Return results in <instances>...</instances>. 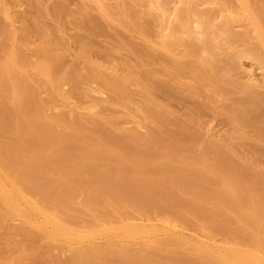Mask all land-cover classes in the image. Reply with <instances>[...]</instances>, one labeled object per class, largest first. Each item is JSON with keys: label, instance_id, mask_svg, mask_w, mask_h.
Instances as JSON below:
<instances>
[{"label": "rangeland", "instance_id": "374dc122", "mask_svg": "<svg viewBox=\"0 0 264 264\" xmlns=\"http://www.w3.org/2000/svg\"><path fill=\"white\" fill-rule=\"evenodd\" d=\"M183 1L185 2V0H167L168 11L175 12V7L182 10L189 0H186V3ZM192 1H196L200 12L211 14L209 27H213L211 29L214 30L218 29L217 24H220L225 16L231 15L237 18L243 10L238 0H190V2ZM247 1L254 8V10L251 9L252 16L255 18L258 16L260 20L264 21V0ZM102 2L111 6L112 15L108 16L100 10ZM6 3L9 7L7 12H10L9 15H6L7 19L1 18L11 31L14 29L16 32L13 34V37L16 36L15 40L12 38L6 39V41L7 44L9 41L11 43L18 41L17 44L15 43L17 47H15V51L19 49L18 51H21L23 57L26 58L23 65L25 69L23 68L22 71L31 73V66L34 62L41 61V57L35 53L38 46L48 41L51 43L60 42L61 44L56 47L54 53L61 55V64L54 74L58 76L57 78L65 76L67 81L61 83L60 91L51 93L44 89L41 76L37 75L36 78H31V87H35L37 100L27 103V106L31 107L26 106L25 116L20 113L19 120L15 116L16 118L13 117L15 121L12 119V122H8L9 125L0 123V149L4 150L5 147L4 151H7L5 153L3 151L4 154H2L9 155L7 157L15 161L17 182L10 172L11 168L2 166V169H4L3 167L5 169L1 170L0 174L2 177L4 176V180L10 181H5L9 187L13 180V183L16 184L19 182L27 184L28 180L23 172H25L24 169L28 163L31 162L38 168H43L39 170L40 172H36L38 177H42V179L40 177L39 186H36L37 192L35 189L33 192L28 190L26 192L24 189V196L35 205L37 210H45L44 212L48 214H54L62 222H65L68 229L75 231L80 236L77 240L74 238L76 242L73 241L76 244L75 248L78 247L77 249L74 248V245L66 244L70 248L65 245L62 250L58 247L57 241L46 239L47 242L45 238L42 241L39 240V243L36 242L37 244L33 243L32 245H37L35 250H39L37 247L40 248V256L33 258L36 255H26L19 258L15 264H49V261H52L50 257L52 259L56 257L65 262L70 259L69 254L73 252V248L74 250H84L93 244L106 248L107 240L98 236V230L118 227V225L136 220V222L144 221L152 224L159 222L162 224L163 222L162 225L171 226L173 229L183 231L182 233L186 232L187 237L211 240L209 242L216 246L243 247L240 238L252 232L250 226H247L248 223L245 224V217L249 218L253 214L252 205L244 206L245 208L243 207L244 209L242 208L243 210L241 209L239 212L238 207L235 208L236 210H232L222 203L223 199H231L228 191H224L226 184L230 183V179L229 173H222V167L216 163L218 154L213 146L219 145L230 151L236 161L241 163L243 173L256 172L264 176V136L259 139L255 136L262 131L264 134V100L259 99L258 96L259 91L264 90V65L254 57L236 56L239 51L240 53L241 51L245 52L248 48L259 44L256 34L250 31L249 35L246 34L247 38L242 36L246 28L237 24L233 30L236 34H241L242 37L235 39V42H227L229 44L224 40L218 42L220 44L215 43L216 47L221 45L218 47L220 50H216L215 47L212 50L205 49L203 44L200 46V43H197V40V46L201 47L203 51H197L195 55L184 54V48L179 47L174 49L173 53L165 51L160 45L161 25H164L162 24V11L157 8L158 6H152L150 0H0V8L3 4L6 6ZM171 15L168 16L166 23L168 32L171 30L169 29L171 23L174 24L173 22L176 20L173 17L177 16L176 13L174 16ZM11 16L14 17L13 20ZM92 20L96 25L92 23ZM78 21L81 22V26L77 25L80 23ZM193 25L195 28L198 26L197 22H194ZM37 28L44 31V36L41 37L36 33ZM201 28L199 27L197 30L200 32L204 29L202 26ZM159 33L160 35H158ZM218 33L222 32L217 31L216 34ZM222 34H218V36L224 37ZM186 37L187 35L184 34L185 39H189L190 36ZM222 37L220 39H224ZM3 38L1 37V39ZM192 47L189 46V49ZM84 50L87 51L84 52ZM211 51H214V54ZM236 51L238 52L236 53ZM204 52H206L205 55H203ZM234 52L236 55L233 58L234 54L232 55V53ZM209 53L214 58L217 56L215 53L218 54L217 59L215 60ZM206 54L210 56H206ZM202 56L211 57L210 60H215L214 62L217 61V63L212 62L215 64H213L214 67L212 63H209L212 66H209L208 63L202 65V59H204V63L208 61V59L206 61L205 58H201ZM28 60L31 61L30 64ZM201 65L208 69L206 74L213 75L209 77L207 74L204 77V74H201L199 70ZM91 68L97 69L100 73L93 72ZM248 75L255 76L263 87L255 88L253 85L251 89L246 90L244 83L249 78ZM103 76L122 80L126 93L106 90L103 87ZM0 90L3 92L2 87ZM61 91L64 95L59 94ZM25 96L27 95L25 94ZM25 96L24 98L28 100V96ZM22 98L21 100L24 99ZM98 99L100 100L98 101ZM16 102H19L17 98ZM236 102L240 103L237 115L233 113L237 106ZM94 103H97L96 106ZM14 104L11 101L6 102V105H10L12 108L17 106ZM2 105L1 107L6 110V105ZM149 109L154 112V115L158 111L165 114V120H159L157 116L154 117ZM76 111H78V117ZM245 111H252L251 116L263 128L247 124L245 120L249 119H246ZM23 120L30 123L27 125ZM33 123H36L35 126ZM30 124L32 125L30 126ZM61 124L63 125L61 126ZM181 132L193 134L196 144L185 140L187 134ZM69 139L71 140L67 142L71 144L66 146L67 142L64 141ZM198 145L199 147H197ZM67 149L76 150L75 154L78 152V156H75V160L78 158L77 161H73V158L66 152ZM201 149L203 153L200 152ZM232 174L230 173V176ZM220 177H224V180L222 178L221 181ZM261 181L263 183L255 184L254 188L264 185V177ZM140 183L143 191L149 190L151 187L150 199L141 200L143 198L138 197L137 193L143 192L137 188V186H141ZM134 184L137 186L135 187ZM18 185L21 186V184ZM114 191H117L118 194ZM175 192L176 194H174ZM173 196L176 199H172ZM219 196L222 197L221 202ZM62 199L65 200V206L57 205L55 208L58 200ZM21 205L26 208L24 202ZM214 213L215 215L219 213L218 217ZM38 215L39 217H37ZM40 216L38 212L32 215L35 225L42 222L43 219L41 220L42 216ZM63 217L64 219H62ZM18 219L15 217L7 220L5 228L0 229L1 263L10 256H12L11 259L16 258L17 255L14 254L17 251V243L16 245L13 243H19L25 237L24 231H22L23 220L21 222V217L20 220ZM86 222L89 226L86 225ZM166 223H171V225ZM68 225L70 226L68 227ZM88 228L89 230H86ZM89 232H93L92 237L96 238L95 241L91 242L85 239L87 238L85 235ZM10 234L14 236L10 237ZM81 237H85L86 241L80 240ZM8 239L9 241H7ZM48 245L52 247V249L50 247L49 253L47 252ZM164 248L154 254L156 249L151 247V250H155L146 256L140 255L142 248L134 249L132 253L142 256L145 261H154L159 264H166L170 256L176 262L177 255L174 254V258L171 252V249H175V247ZM71 249L72 251L69 252ZM5 250L6 257L2 255H5ZM179 250L187 251L186 253L182 252L183 256L186 254L183 257L185 259H178L179 262L184 261L181 264H191V260L198 261V264L199 261L201 264H205V257L201 258L197 255L200 252H195L191 247L187 246L185 249L179 248ZM191 250L196 253L197 259L195 255L188 257V254L192 255ZM2 251L4 252L1 253ZM108 252L106 253L107 260L118 258V253L108 254ZM7 253L10 256H7ZM173 259L170 262H173ZM174 262L173 264H179Z\"/></svg>", "mask_w": 264, "mask_h": 264}, {"label": "bare ground", "instance_id": "6f19581e", "mask_svg": "<svg viewBox=\"0 0 264 264\" xmlns=\"http://www.w3.org/2000/svg\"><path fill=\"white\" fill-rule=\"evenodd\" d=\"M39 1V0H38ZM99 1V0H98ZM101 1V0H100ZM151 1V5L153 6H158L157 8L159 10L162 11V24L164 25H161L162 26V31H161V35L160 33L158 35H160V38H161V41H160V45L164 48L165 51H174V49H177L179 47H183L182 49L184 50V54L187 53V54H191V55H195L196 52L198 51H203V49H201V47L197 46L196 44V41L198 40V44L200 43V46L201 44H203V47L205 49H210L212 50L213 47L217 48L216 50H220V47L221 45H218V47H216L217 43L224 40V42H235V39H239L240 37L244 36L246 37V34H250L249 32L250 31H253L254 34H256L255 36H257L256 38H258V43L256 46H252V48H248L245 52H242L240 53H237L238 51H236V53H232L233 55V58L238 55L240 56H244L243 58H245V56H249V57H254L255 59L257 58V60H259V62L264 65V21L263 19L260 20L259 17L257 16V18L253 17L252 16V13L254 10V8L251 6V4L248 3L247 0H238L240 2V4L242 5L241 6V9L242 12H240L241 14H239L240 16H238L237 18L236 17H232L231 15H227L224 17L223 21H221L220 24H217L218 26V29L214 30V29H211L213 27H209V19H211L210 15L207 13V12H200L198 10V7H197V3L196 1H192L190 2V0L187 2L185 0V2L183 1V3H186V7H184L182 10H180V8H176L175 7V12H169L168 10V2L167 0H150ZM198 1V0H197ZM204 1V0H203ZM180 2V1H179ZM201 2V1H200ZM199 2V3H200ZM7 3L9 4V2L7 1ZM6 3V4H7ZM38 3V2H37ZM5 4V5H6ZM8 4L6 6L1 5V8H0V87H2L3 89V92H2V95L0 93V107L3 106L2 104H4V106L6 105V102H13V103H17L16 102V98L19 100V102L16 104L17 106L13 108L10 106V105H6L5 109L4 110L2 107V109L0 108V123L2 125H7V123L9 121H11L13 119V117H18V120H19V114L21 113L22 116H25L24 115V111H27L26 109V106H27V103L31 100L33 101H36L37 100V92H35L34 88L31 87V78L33 79L36 78V76H41L42 78V81H43V86H44V89L45 90H48L50 91L51 93H55V92H58L60 91L61 89L59 88L61 83H65L66 78L65 76L62 77V78H57L58 76H55V70H57L59 67H60V64H61V55L59 53H54V51L56 50V47L59 46L61 43L60 42H53L51 43L50 41L44 43V44H41L40 46H38V48L36 49V54L38 56L41 57V61L39 62H34L33 66L32 67V72L31 73H26V72H23L22 70L25 69V67H23V65L25 64L24 63V59H25V62H26V58L23 57V54L21 51H18L19 49H17V51H15V43L14 41H12L14 43H11V41L8 42L7 44V41L6 39H14V37H16L14 35L13 37V34H15L16 32H14V29L11 31L10 28H8V26L6 25V23H4V21L2 20V18H6V15H9L8 13L10 11L7 12V10H9L7 7ZM249 4V5H248ZM32 5V7H35V5L33 4H30ZM109 4H106L105 2L101 3L100 7L103 11V13H105L106 15H112L111 13V6H108ZM185 5V4H184ZM4 6V7H2ZM38 6H39V3H38ZM7 7V8H6ZM160 7V8H159ZM252 7V8H250ZM35 9V8H34ZM179 9V10H178ZM252 9V10H251ZM173 10V9H172ZM252 11V12H251ZM171 13H173L172 15L174 16L175 13L177 16H174V20L175 22H173L174 24H172L171 22V26L169 24V26L171 29L169 32L167 31V28H168V24L167 23V19L169 18L168 16L171 15ZM5 16H3V15ZM2 15V16H1ZM11 15V13H10ZM118 15V14H117ZM159 15V14H158ZM171 15V16H172ZM254 15V14H253ZM256 15V14H255ZM262 16V15H261ZM2 17V18H1ZM8 17V16H7ZM10 17V16H9ZM12 20H13V16H11ZM123 17V16H122ZM121 17V18H122ZM160 17H161V14H160ZM120 18V16H119ZM192 18L194 22H197L198 26L195 28L193 26V21H192ZM7 19V18H6ZM10 19V18H8ZM171 19V17H170ZM11 20V21H12ZM33 20V19H32ZM93 21V20H92ZM91 21V22H92ZM123 21H124V18H123ZM161 21V20H160ZM171 21V20H170ZM263 21V22H262ZM77 22V21H76ZM80 22V21H78ZM86 22V21H85ZM215 22V21H214ZM83 23V22H82ZM94 25H96V23L93 21L92 22ZM131 23V22H130ZM169 23V22H168ZM204 23V24H203ZM219 23V22H218ZM88 24V23H87ZM128 24V23H127ZM161 24V22H160ZM203 24V25H202ZM243 25L246 29H245V33L241 36V34H236V32L233 30V27L236 26V25ZM78 26H81V22L80 23H77ZM139 25V24H138ZM206 27H205V26ZM92 26V25H91ZM167 26V27H166ZM204 27V29L202 31H198L197 29L200 27L201 28ZM213 26V25H212ZM214 26H216V24H214ZM215 27V28H217ZM141 28V27H140ZM143 28V27H142ZM199 29V30H200ZM217 31H220L222 33H218V34H222L224 37V39H220V37L218 36ZM167 32V33H166ZM182 32L187 35L186 38H188V35L190 36L189 39H185L184 38V34L182 35ZM244 32V31H243ZM38 34L42 36H44V31L41 29V28H37V32ZM1 37L3 39H1ZM239 37V38H238ZM191 38V39H190ZM247 38V37H246ZM5 39V40H4ZM189 40V42H188ZM202 42H200V41ZM245 41V40H244ZM11 43V44H10ZM18 43V41H17ZM16 43V44H17ZM58 43V44H57ZM216 43V44H215ZM227 43V44H229ZM11 46H10V45ZM215 44V45H214ZM220 44V43H218ZM225 44V43H224ZM222 44V45H224ZM234 44V43H233ZM232 44V45H233ZM13 45V46H12ZM255 45V44H254ZM18 46V45H17ZM61 46H64V45H61ZM189 46H193L192 48L189 49ZM17 48V47H16ZM63 48V47H62ZM200 50H199V49ZM223 48V47H221ZM181 49V48H180ZM198 49V50H197ZM215 50V51H216ZM87 51V50H84V52ZM205 51V50H204ZM244 51V50H243ZM183 52V51H182ZM214 51H211V53H213ZM174 53V52H173ZM172 53V54H173ZM206 52L203 53V55H205ZM217 53V51H216ZM218 56V54H216ZM183 54V53H182ZM186 54V55H187ZM199 54V53H197ZM210 54V53H209ZM214 54V53H213ZM229 54V53H227ZM25 55V54H24ZM211 55V54H210ZM210 55H207L206 56H210ZM214 55V56H215ZM217 56L216 58H214L212 55L211 57H213L215 60L217 59ZM228 56V55H227ZM173 57V56H172ZM211 57H206L205 56H202L201 58H205L208 59V61L206 63H204V59L201 60V63L202 65H205V64H209V63H212L214 62L215 60L211 61L210 58ZM220 57V56H219ZM239 57V56H238ZM241 57V58H242ZM212 58V59H213ZM231 58V57H230ZM242 58V59H243ZM247 58V57H246ZM171 59V58H170ZM29 61V60H28ZM203 61V62H202ZM210 61V62H209ZM222 61V60H221ZM31 61H29L28 63L30 64ZM200 62V60H199ZM171 63V62H170ZM179 63V62H177ZM176 63V64H177ZM198 63V62H197ZM214 63H217L214 62ZM212 63V65L214 64ZM178 65V64H177ZM201 65V66H202ZM211 64H209V66H212ZM215 65V64H214ZM213 65V67H214ZM175 66V65H174ZM186 66V65H185ZM206 67V66H205ZM24 68V69H23ZM182 69V68H181ZM212 69V67H211ZM216 69V68H215ZM91 70L97 74H99L100 72L95 69V68H91ZM169 70V69H168ZM175 70V68H174ZM178 70H179V67H178ZM201 74H204V77L205 75L209 74L208 76H212L213 74L210 75V73H207L206 72L208 71V69L204 68V66L200 67L199 68ZM207 70V71H206ZM214 70V69H213ZM170 71V70H169ZM180 71V70H179ZM214 72V71H213ZM212 73V72H211ZM207 76V77H208ZM203 77V78H204ZM248 81L246 80V82L244 83V87L246 90H249L251 89V87L254 85L255 88L258 86V87H263V85L260 84V82L255 78V76H252V75H248ZM198 78V77H197ZM69 79V78H67ZM202 79V78H201ZM211 79V78H210ZM209 79V80H210ZM103 87L106 89V90H113V91H119L121 92L122 94L126 93L124 92V82L122 80H114L112 78H109V77H106V76H103ZM206 80V79H205ZM204 80V81H205ZM202 81V80H201ZM207 81V80H206ZM33 82V81H32ZM264 82V81H263ZM75 83V82H74ZM262 83V82H261ZM63 85V84H62ZM217 86V85H215ZM62 87V86H61ZM37 88V87H36ZM259 88V89H260ZM264 88V87H263ZM60 89V90H59ZM37 90V89H36ZM38 91V90H37ZM213 93V92H212ZM25 94L28 96V100L27 98H24ZM59 94H63L62 91L61 93L59 92ZM24 95V96H23ZM64 95V94H63ZM20 96V97H18ZM24 98H22V97ZM25 96V97H27ZM259 99L261 100H264V90H260L259 91ZM62 97V95H61ZM21 98L23 100L26 99V104H24L23 100H21ZM100 99H98L99 101ZM260 100V101H261ZM97 101V100H96ZM28 103V104H29ZM31 103H33L31 101ZM38 103V102H36ZM98 103V102H97ZM97 103H94L95 106ZM11 104V103H10ZM14 104V105H15ZM24 104V106H22ZM237 106L236 108L233 110V113L235 115L238 114L239 112V105L240 103L239 102H236ZM235 104V105H236ZM35 105V104H34ZM11 107V110L9 109ZM36 106V105H35ZM34 106V107H35ZM100 106V104H99ZM8 107V108H7ZM29 107V105L27 106ZM31 107V106H30ZM29 107V108H30ZM28 108V109H29ZM91 108V107H90ZM67 109V108H66ZM74 109V107H73ZM92 109V108H91ZM233 109V108H232ZM72 110V109H71ZM149 111L153 114L154 112H152L150 109ZM64 112V111H63ZM77 112V117H78V111ZM88 112V111H87ZM29 113V112H28ZM65 113V112H64ZM63 113V114H64ZM244 113H247L246 114V119H249V120H245L247 122V124H249L250 126H253V127H256V128H261L262 126H260L259 124L256 123V121L254 120V118L251 116L252 114V111H245ZM70 114H72V112H70ZM81 114V113H79ZM156 115H154V117L157 116V118L160 120H165V117L163 114L159 113V111L157 113H155ZM19 115V116H18ZM68 115V114H67ZM91 115V113H90ZM90 115H88L90 117ZM249 115V116H247ZM21 116V117H22ZM72 116V115H71ZM159 116V117H158ZM15 117V118H16ZM66 118H68V116L65 115ZM237 117V116H236ZM32 118V117H31ZM21 119V118H20ZM24 119V118H23ZM27 119V118H26ZM64 119V117H63ZM69 120H71L70 118H68ZM157 119V120H158ZM15 121V119H13ZM27 120H31V119H27ZM36 120V118H35ZM161 120V121H162ZM22 121V120H21ZM25 122V120H23ZM31 121H34V120H31ZM74 121V120H73ZM12 122V121H11ZM23 122V124H24ZM36 122V121H35ZM40 122V120H39ZM61 122V121H60ZM76 122L77 119H76ZM245 122V123H246ZM10 123V122H9ZM8 123V125H9ZM14 123V122H13ZM16 123V122H15ZM28 123V122H27ZM25 122V124H27ZM30 123V122H29ZM28 123V124H29ZM65 123V122H64ZM21 124V122H20ZM27 124V125H28ZM34 126L36 123H33ZM38 124V123H37ZM18 125V123H17ZM15 125V126H17ZM32 124H30L31 126ZM63 124H61L62 126ZM21 126V125H20ZM24 126V125H23ZM26 126V125H25ZM44 126V125H43ZM71 126V125H69ZM8 127V126H6ZM5 127V128H6ZM27 127V126H26ZM45 127V126H44ZM182 127V126H181ZM13 128V127H12ZM30 128V127H29ZM50 128V127H49ZM48 128V129H49ZM67 128V127H66ZM79 128V127H77ZM263 128V127H262ZM1 129V128H0ZM43 129V128H42ZM46 129V128H45ZM24 130V129H23ZM38 130V129H37ZM36 130V131H37ZM39 130H40V127H39ZM47 130V129H46ZM50 130V129H49ZM53 130V129H52ZM66 131H68L67 129H65ZM262 130V129H261ZM41 131V130H40ZM79 131V130H78ZM178 131V130H177ZM182 131V130H181ZM15 132V131H14ZM263 132V131H262ZM262 132L258 133V135H255L257 136V138H261L262 136H264V134H262ZM1 133V132H0ZM11 133V132H10ZM183 133V132H181ZM41 134V133H40ZM183 134H187L186 135V139L185 140H188L189 143H193L194 140V135L192 134H188L187 132L183 133ZM260 134V135H259ZM44 135V134H43ZM44 137V136H42ZM67 137V136H66ZM76 138V137H74ZM88 138V137H87ZM177 138V136H176ZM199 138V137H198ZM38 139V138H37ZM90 139V138H89ZM96 139V138H95ZM263 139V138H262ZM41 140V139H40ZM71 139L69 140H66L64 142H67V141H70ZM91 140V139H90ZM198 140V139H197ZM48 141V140H47ZM63 141V140H62ZM89 141V140H88ZM112 141V140H111ZM76 142V141H75ZM90 142V141H89ZM113 142V141H112ZM185 142V141H184ZM196 142V141H195ZM194 142V144H196ZM39 143V142H38ZM198 143V141H197ZM9 144V143H8ZM13 144V143H12ZM71 144V143H70ZM68 142L66 143V146L70 145ZM72 144H73V140H72ZM2 145V144H1ZM10 145V144H9ZM80 145V144H79ZM187 145V144H186ZM216 145V144H215ZM5 146V145H4ZM124 146V145H122ZM64 147V146H63ZM70 147V146H69ZM75 147V146H74ZM199 147V145L197 146ZM215 147V151L216 153L218 154V160H217V164L222 167V170L223 172L222 173H229V179H230V183L228 182V184H226V188L228 189H224V191H228L229 195L231 196V199H223V204L226 205V207L232 209V210H236L237 207L239 208V212H241V209L244 207V206H248V205H252L251 207V211H253L252 215L249 217V218H246V225L248 223L247 226H250V228L252 229L249 233V235L247 236H242L240 239H241V242L243 244V247H237V246H231L230 245H226V246H216V244L212 243V242H209L211 240V238H209L208 240L209 241H205V240H201V238H194L193 236L191 237H187L185 235V233H182L183 231L181 230H176V229H173L170 227H167L165 225H162V224L159 222L157 224H152V223H146V222H127L125 224H121L120 226L118 225V227H113V228H103V229H100L98 230V236H100L101 238H106L107 240V246L106 248L104 247H100V246H97L96 244L94 245H91V247L89 248H84L83 249H78V250H74L75 248V245L73 241L74 238H79L80 236H78V234L75 232V231H72L70 229H68L65 225V222H62L60 219H58L54 214L51 215V214H48L42 210H37L33 205L25 196H24V189L28 191H32L35 189H38L37 187L39 186L38 184H40L41 182V179L42 177L41 176H37L36 172H38L39 170L43 169V168H38L36 165L32 164L31 162L27 164L26 168L24 169L25 172L24 175L26 176L25 178H27V184H22L19 183L18 184H21L18 185L16 183H13V181L10 183L12 185H10L9 187H7V180H4L5 178H3L0 174V229H4L5 228V222L7 220H10V219H14L15 217L19 218L18 220H20V217L22 218L21 219V222L23 220V229L22 231H24V238L23 240H21L19 243L18 242H14L13 244L16 245V254H14L16 256V258H12V256H10V254H8L7 256H10V257H7L6 260H3L1 258V261L3 260V262L0 264H15L17 260H19V258H23V256H26V255H36L34 256L33 258L35 257H38V255L40 256V248L37 247L39 250H35V246H37L36 244L39 243L42 239L45 238L49 240H54V241H57L59 244H58V247L59 248H63L66 244H70V246H73L74 245V248H73V252L71 254H69L70 256V259H66L67 261H61V259L59 258H51V262L49 261V264H129V263H134V264H159L158 262H154V261H148V260H144V258H142V256H146V255H149L150 252H153L155 249H156V252L154 251L153 253L156 254L157 251H161V249H163L164 247L167 248V246H173L175 247V249H171L172 251V257L175 258H178L179 260H182L181 258H183L186 254H184V256L182 255L183 253H186V252H181V250H179V248H182V249H185L187 246H189V248L191 247V249H193L195 252L197 251L199 254V256L202 257H205V264H264V185H262V187L260 186L263 182L261 181V179H263L264 176H261V174H257L256 172L252 173V172H247V173H243V168L240 166V164L236 161V159L234 158L233 154L230 153V151L226 150V149H223L221 146L217 145V146H213ZM7 148V147H6ZM76 148V147H75ZM74 148V149H75ZM127 148V147H126ZM195 148V146H194ZM8 149V148H7ZM68 150L66 152H68V155L71 156L73 158V161L75 160V156L77 157L78 156V152L75 154L76 150ZM109 149V148H107ZM198 149V148H197ZM4 150H5V147H4ZM2 150V148L0 149V172L1 170L3 171L5 169V167H7L8 169L11 168V171L12 172V176L16 179V174H17V171L15 169V161H13L11 158H8L7 156L3 155L6 151ZM13 150V149H12ZM81 150V149H80ZM134 150V149H133ZM193 150V149H191ZM4 151V153H3ZM9 151V150H8ZM199 152V150H198ZM201 153L202 152V149L200 151ZM3 153V154H2ZM9 153V152H8ZM7 154V153H6ZM66 154V153H65ZM100 154V153H99ZM199 154V153H198ZM67 155V154H66ZM104 155V154H103ZM110 155V154H109ZM65 156V155H64ZM68 156V157H69ZM74 156V157H73ZM69 157V158H71ZM106 157V156H105ZM71 158V159H72ZM23 159V158H22ZM78 159V158H77ZM77 159L75 161H77ZM18 160V159H16ZM27 161V160H26ZM30 161V160H29ZM35 161V160H34ZM18 162V161H17ZM22 162V161H21ZM25 162V161H24ZM33 162V161H32ZM141 162V161H140ZM35 163V162H33ZM78 163V162H77ZM20 164V163H19ZM81 164V163H80ZM137 164V163H135ZM141 164V163H140ZM23 165V164H22ZM25 165V164H24ZM23 165V166H24ZM79 165V164H78ZM131 165V164H130ZM2 166H5L3 167L4 169H2ZM40 166V165H39ZM81 166V165H80ZM129 166V165H128ZM17 167V166H16ZM71 167V166H70ZM75 167V166H74ZM77 167V166H76ZM75 167V168H76ZM79 167V166H78ZM164 167V166H162ZM166 167V166H165ZM18 168V167H17ZM21 168V167H20ZM73 168V167H72ZM71 168V170H72ZM7 169V170H8ZM69 169V168H68ZM78 169V168H77ZM156 169V168H155ZM74 170V169H73ZM80 170V169H79ZM221 170V171H222ZM19 171V170H18ZM65 171V169H64ZM7 172V171H5ZM8 171V173H10ZM40 172V171H39ZM70 172V171H68ZM86 172V170H85ZM157 172V171H156ZM164 172V171H163ZM200 173V172H199ZM202 173V172H201ZM226 173V174H227ZM230 173L232 174L230 176ZM243 173V174H242ZM206 174V173H205ZM225 174V175H226ZM203 175V174H202ZM221 175V174H220ZM204 176V175H203ZM218 176V175H217ZM11 177V176H10ZM12 177V178H13ZM41 177V179H40ZM200 177V176H199ZM262 177V178H261ZM21 178V177H20ZM24 178V177H22ZM171 178V177H170ZM201 178V177H200ZM205 178V177H204ZM221 178V181H222V178L224 180V177H220ZM227 178V177H226ZM11 179V178H10ZM18 179V178H17ZM17 179L15 180L17 182ZM176 179V178H175ZM207 179V178H206ZM205 179V180H206ZM209 179V178H208ZM207 179V180H208ZM218 179V178H217ZM6 181V182H5ZM180 181V180H179ZM200 181V180H199ZM10 182V181H8ZM182 182V181H181ZM202 182V181H201ZM206 182V181H205ZM260 182V183H259ZM24 183V182H23ZM135 183V182H134ZM259 183V187L257 188H254V185ZM124 184V183H123ZM128 184V182H127ZM138 184V183H137ZM136 184V186H137ZM169 184V183H168ZM198 184V183H197ZM201 184V183H200ZM38 185V186H37ZM125 185V184H124ZM130 186V184H128ZM132 185V184H131ZM139 185V184H138ZM141 186H137V188H139L140 190L143 191V188L141 189L142 187V184L140 183ZM199 185V184H198ZM37 186V187H36ZM110 186V184H109ZM122 186V185H121ZM135 186V184H134ZM135 186V187H136ZM146 186V185H144ZM171 186V185H170ZM181 186V185H180ZM112 187V186H110ZM123 187V186H122ZM127 187V186H125ZM124 187V188H125ZM132 188V187H131ZM149 188V187H148ZM154 188V187H153ZM156 188V187H155ZM173 188V187H172ZM111 189V188H110ZM130 189V188H129ZM128 189V190H129ZM138 189V190H139ZM145 189V187H144ZM116 190V189H114ZM137 190V189H136ZM112 191V190H110ZM151 187L149 190H145L143 192H140V193H137L138 194V197L139 198H143L141 200H147V199H150L151 197ZM155 191V190H154ZM173 191V190H172ZM181 191V190H180ZM223 191V192H224ZM37 192V190H36ZM115 193H117V191H114ZM113 192V193H114ZM120 192V191H119ZM157 192V191H155ZM154 192V193H155ZM114 193V194H115ZM136 193V192H135ZM153 193V194H154ZM226 193V194H228ZM30 194V193H29ZM113 194V196H114ZM118 194V193H117ZM152 194V195H153ZM176 194V192L174 193ZM173 194V195H174ZM225 194V195H226ZM169 195V194H168ZM221 195V194H220ZM224 195V194H223ZM112 196V197H113ZM135 196V194H134ZM166 196V195H165ZM220 197V196H219ZM169 198V197H168ZM176 197H172V199ZM222 197H220L219 201ZM223 198H227V197H223ZM229 198V197H228ZM45 199V198H44ZM171 199V198H170ZM169 200V199H168ZM43 201V199H42ZM46 201V200H44ZM174 201V200H173ZM218 201V200H217ZM220 201V202H221ZM24 202V204H26V208H24L21 204ZM56 202V201H55ZM119 202V201H118ZM171 202V201H170ZM175 202V201H174ZM34 203V202H33ZM44 204V203H43ZM57 205L59 206H65V200H58V202L56 203L55 205V208L57 207ZM23 207V208H21ZM52 207H54L52 205ZM215 208H218V207H215ZM221 208V206H220ZM236 208V209H235ZM245 208V207H244ZM243 208V209H244ZM230 209H228L230 211ZM242 209V210H243ZM218 210V209H217ZM226 210V209H225ZM237 211V212H238ZM38 214L40 213V216L42 222L38 225H35L36 223H34L33 220L35 219H32V215L37 213ZM218 212V211H217ZM236 212V211H235ZM236 212V213H237ZM238 212V213H239ZM52 213V212H51ZM234 213V212H233ZM205 214V213H204ZM218 214L214 215L216 217H218ZM222 214V213H221ZM220 214V215H221ZM36 217V216H35ZM39 217V215L37 216ZM202 217H205V216H202ZM211 217H214V216H211ZM67 218V217H66ZM210 218V217H209ZM242 218V217H241ZM64 219V217L62 218ZM40 220V221H41ZM144 220V219H142ZM243 220V219H242ZM37 221V219H36ZM35 221V222H36ZM241 221V220H240ZM71 222V221H70ZM68 222V223H70ZM90 223L92 221H89ZM165 222V221H164ZM242 222H245V221H242ZM95 224V223H94ZM167 224V223H166ZM169 224V223H168ZM167 224V225H168ZM18 225V224H17ZM86 225L89 226V224L86 222ZM85 225V226H86ZM171 225V223L169 224ZM70 225H68L69 227ZM86 226V227H87ZM10 228V227H9ZM99 228V227H98ZM178 228V227H176ZM11 229V228H10ZM75 230V229H74ZM86 230H89L86 229ZM8 231V230H7ZM16 231V230H15ZM22 231H21V234H22ZM85 231V230H84ZM97 231V230H95ZM181 231V232H180ZM185 231V230H184ZM10 232V231H9ZM14 232V231H13ZM11 232V233H13ZM88 232V231H87ZM5 233V232H4ZM19 233V232H18ZM93 233V232H92ZM92 233L89 232V234L87 233L85 236H87V238H85L87 241H95V237H92ZM2 234V233H1ZM8 234V233H7ZM7 234H5L7 236ZM14 234V233H13ZM20 234V235H21ZM96 234V235H97ZM3 235V234H2ZM19 235V236H20ZM188 235V234H187ZM14 236V235H12ZM11 234H10V237H12ZM78 236V237H77ZM83 236V235H82ZM20 237H23V236H20ZM198 237V236H197ZM201 237V236H199ZM84 238H80V240H85ZM203 238V237H202ZM10 239V238H9ZM9 239L7 241H9ZM12 239V238H11ZM14 239V237H13ZM15 240V239H14ZM85 240V241H86ZM2 241V240H1ZM39 241V242H38ZM44 241V240H43ZM47 241V240H46ZM47 241V242H48ZM4 242V240H3ZM2 242V243H3ZM6 242V241H5ZM37 242V243H36ZM45 242V241H44ZM76 242V241H75ZM140 242V243H138ZM11 243V242H10ZM9 243V244H10ZM33 243H36L35 245H32ZM43 243V242H42ZM51 243V242H50ZM83 243V242H82ZM88 243V242H86ZM46 244V243H44ZM78 244V243H77ZM81 243H79L78 245H80ZM90 244V243H89ZM104 244V243H103ZM4 245V244H3ZM19 245V246H18ZM50 245V244H49ZM47 247V252L49 253L50 251V247L49 246ZM137 245V247H136ZM218 245V244H217ZM224 245V244H223ZM8 246V245H7ZM54 246V245H53ZM134 246V247H133ZM141 246V247H139ZM20 250H18L19 248ZM22 247V248H21ZM56 247V246H55ZM66 247H69L68 245H66ZM151 247L152 248H155L154 250H151ZM7 248V247H6ZM44 248V247H43ZM70 248V247H69ZM78 248V247H77ZM75 248V249H77ZM139 248H142L141 249V254L142 256L140 255H134L132 253V251H134V249H139ZM164 248V249H166ZM52 249V247H51ZM58 249V248H57ZM59 249V250H61ZM170 249V247H169ZM168 249V250H169ZM188 249V248H187ZM45 250V249H44ZM63 250V249H62ZM65 250V249H64ZM191 250V254H188V257L190 255V257H192L193 255H195L196 253H193ZM67 251V250H66ZM72 249L69 251L71 252ZM110 251V252H108ZM164 251V250H163ZM4 251H2L1 253H3ZM54 253H56V251L53 250ZM62 252V251H60ZM59 252V253H60ZM64 252V251H63ZM108 252L109 253H112V252H116L118 253V258L115 259L116 260H107L108 258H106V253ZM170 252V250H169ZM13 253V252H11ZM52 253V251H51ZM50 253V254H51ZM136 253V252H135ZM168 253V252H167ZM57 254V253H56ZM63 254V253H62ZM61 254V255H62ZM162 254V252H161ZM169 254V253H168ZM175 254V256H173ZM201 254V255H200ZM203 254V255H202ZM3 256L6 257V250H5V255L2 254ZM13 255V254H12ZM67 256V254H65ZM166 255V254H165ZM181 257H180V256ZM53 256V255H51ZM115 256V255H114ZM196 256V255H195ZM113 257V256H112ZM61 258V257H60ZM151 258V257H150ZM197 259V256L195 257ZM64 259V258H63ZM114 259V258H113ZM148 259V258H147ZM159 259V258H158ZM171 256L170 258L168 259V262L166 264H173L174 262V259H173V262H170L171 261ZM176 259L177 261L174 262V263H179L181 264L182 262L184 261H180ZM185 259V258H183ZM28 260V259H27ZM187 260V259H186ZM191 260V259H190ZM199 260V258H198ZM201 260V259H200ZM30 261V260H29ZM41 261V260H40ZM192 263L191 264H196L198 261L194 262L195 260H191ZM160 262H163V260H160ZM186 262V261H185ZM18 263V262H17ZM20 263V262H19ZM25 263V262H24ZM162 264V263H161ZM198 264V263H197ZM199 264L200 261H199Z\"/></svg>", "mask_w": 264, "mask_h": 264}]
</instances>
